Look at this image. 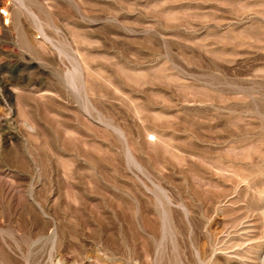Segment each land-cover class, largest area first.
I'll return each instance as SVG.
<instances>
[{
    "label": "rangeland",
    "instance_id": "rangeland-1",
    "mask_svg": "<svg viewBox=\"0 0 264 264\" xmlns=\"http://www.w3.org/2000/svg\"><path fill=\"white\" fill-rule=\"evenodd\" d=\"M0 264H264V0H0Z\"/></svg>",
    "mask_w": 264,
    "mask_h": 264
}]
</instances>
